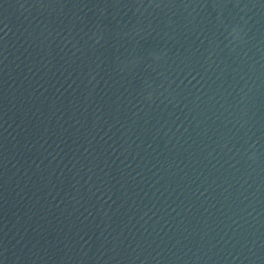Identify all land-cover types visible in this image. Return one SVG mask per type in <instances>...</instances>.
Returning a JSON list of instances; mask_svg holds the SVG:
<instances>
[{"label":"water","instance_id":"obj_1","mask_svg":"<svg viewBox=\"0 0 264 264\" xmlns=\"http://www.w3.org/2000/svg\"><path fill=\"white\" fill-rule=\"evenodd\" d=\"M0 264H264V0H0Z\"/></svg>","mask_w":264,"mask_h":264}]
</instances>
